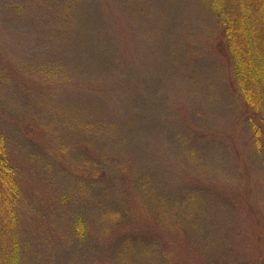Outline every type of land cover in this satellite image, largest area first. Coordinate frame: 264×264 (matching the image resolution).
<instances>
[{"label":"rangeland","instance_id":"1","mask_svg":"<svg viewBox=\"0 0 264 264\" xmlns=\"http://www.w3.org/2000/svg\"><path fill=\"white\" fill-rule=\"evenodd\" d=\"M116 2L0 0V68L5 73H43L48 79L42 84L44 97L55 93L57 104H70V108L77 106L74 102L81 106V99L96 100L92 108L99 101L106 114L121 120V127L113 131L121 139L111 138L98 146L95 141V157L88 152L104 173L95 179V203L82 206L67 199L61 210L52 208L64 216L59 224L67 225L72 215L83 217L84 235L75 242L63 239L64 245L53 249L40 246L45 227L34 218L48 215L47 208L51 213V204L42 201L44 168L34 167L29 159V164L21 157L12 160L22 172L23 200L9 224L13 243L0 222V251L14 249L19 264H264V165L257 164V160L264 163V120L262 150L257 155L245 121L248 113L230 87L231 63L215 55L220 34L214 20L215 1L152 0L151 24L139 19L142 14L118 13ZM69 13L76 16L70 22L85 35L67 40L66 31L73 27ZM172 17L179 20L174 22ZM166 30L177 40H169L168 49L163 46L154 52L167 53V61L175 67L172 73H150V80L136 81L135 75L148 73H107L98 52L96 59L95 52L89 54V61L83 57L97 39H110L107 48L114 43L121 60L137 66L141 47L147 53L150 37L159 33L161 37ZM158 39L154 41L159 47ZM112 52L108 49L103 61ZM55 65L59 70H52ZM3 87L13 94L14 103L9 104L14 113L25 115L24 132L17 138L24 133L38 148L55 147L52 136L44 135L48 131L43 117L30 114L38 95L33 93L35 98L22 102L21 86ZM157 90L169 97L167 104H162L163 98L154 99ZM97 115L91 110L85 120L97 121ZM66 132V138L75 140L70 156L84 162L80 147L86 141L82 143L75 131ZM189 133L195 138L186 136ZM140 163L145 170L137 173ZM120 178L130 179L126 196L118 192L125 188ZM138 181H153L157 189L159 185L163 192L158 200L139 199L133 187H138ZM55 183L65 190L73 188L60 177ZM123 242L124 248L129 245L125 252Z\"/></svg>","mask_w":264,"mask_h":264},{"label":"trees","instance_id":"2","mask_svg":"<svg viewBox=\"0 0 264 264\" xmlns=\"http://www.w3.org/2000/svg\"><path fill=\"white\" fill-rule=\"evenodd\" d=\"M150 1L152 0H117V12L124 11L126 13H131L132 11L133 13L142 14L139 19L141 21L147 20L151 24V19L155 16V12L154 8L149 3ZM214 1L216 4L215 10H213L214 20L217 23V30H220L219 43L216 46L215 55L224 59L227 58L231 63L232 84H230V87L234 95L239 99L238 102L242 105V108H244L243 112L248 113V117L245 121L248 129L252 131V137L254 143H256L255 153L258 155L262 150L260 137L263 135L261 124L264 120V0ZM67 19L69 22L70 20L75 21L76 16L75 14L72 15L69 13ZM173 20L176 22L179 19L173 18ZM70 24L73 25L72 22H70ZM149 30H152V28L150 27ZM84 33L85 31L75 24V26H69V29H67L66 38L68 40V38H72L76 35L81 37L85 35ZM214 33L212 34L213 39H215ZM159 34H157L158 36L150 37L147 43V53H144L145 47H141L142 55L136 60L137 66H132L128 59L121 60L118 51L114 47V43L111 44V48H107L108 41H111L110 39L101 41L97 39L96 42L90 45V49H86L88 53H86L87 55L83 54V57L89 61V54L95 52L94 59H96L97 57L95 54L98 52L97 55L101 57L100 60L106 63L105 66L109 69L107 73H148L147 75L144 74V76L135 75V80H150L148 78L150 73H153L154 76L155 73H172L175 68L170 61H167V53H165V56H163V53L156 55L154 49L159 50L163 46L168 49L171 46L168 41L177 40V38L167 30L162 32L161 37ZM86 37H88V35ZM158 37L160 38L158 39ZM212 37L208 36L207 38ZM220 37L222 39L221 41ZM89 38H87V40ZM154 38H156V40L158 39L159 42H157L159 47L156 46ZM223 41L226 47L223 46ZM94 47L95 49L92 51ZM108 49H112L114 52L104 59L106 60L105 62L103 58ZM149 50L151 52H149ZM174 59H177L179 62L178 58ZM176 65L178 66L179 64ZM57 69L59 70L58 65H55L52 70L56 71ZM25 74L27 75L23 73H5L0 68V89L2 90L0 91V222H2V225L5 224L4 226L1 225V228L8 233L7 235L10 236L13 243L15 236H12L14 232L11 230L9 224L15 219L17 205L22 203L23 190L21 187L22 183L20 182L22 172L19 170L18 166L13 165L12 160H15V157L17 159L21 157L24 164H29L27 162V159H29L34 167L44 168L42 170L43 174H45L43 178V183L45 185L42 189V195L44 196L42 201H45V204L48 202L51 204V213L47 208L49 212L48 215L38 214L34 219L39 220V223H41L40 226L45 227L43 244H40V246L46 245L53 249L52 247H55L57 244L63 246V239H70L75 242L83 237L86 227L85 220L81 215L69 216L70 221L67 225L65 222L59 224V222L63 221L64 216L52 208L56 206L61 210V204L66 202L67 199L70 201L74 200L82 206L93 204L96 194V185H94L95 179L99 178L104 173L100 172V167H96V162L98 160L93 162L88 152L92 151L93 153L91 156L95 157V151H93L92 147L96 142L98 146V143H109L111 138L112 140L117 138L121 139V136H115L113 133L114 129L121 127V120L120 118L116 119V115L106 114L101 108L99 101H97L98 107L95 109L92 108L96 100L81 99V106H78L80 102H74V105L77 106L71 108L70 104L68 106H61L57 104V94L49 92L48 94L50 97H44L45 94L43 92H45V87L42 86V84H46L45 81L48 79L43 76V73ZM50 74L55 77V74L60 73ZM160 78H162L160 75L155 77L158 81ZM14 83L22 87V102H28L31 97L35 98L32 95L33 93L38 95L37 99L39 101L37 104H31L32 106H30V109H32V113L30 114L43 117L41 119L45 123V128L48 131V133L45 132L44 135L52 136V144L55 147L51 149L38 148L32 141L23 137L24 133L22 134L23 136L17 138L19 134L24 132L22 130V118L25 115L14 113L13 107L9 104V101L14 103L12 101L14 99L12 97L13 94H7L9 91L4 90L3 87L4 85L11 87ZM30 85H33L34 88L32 89ZM142 85L143 84H141V86ZM157 93L154 99L157 97L163 98L164 102L162 104H167L169 97L166 93L159 92L158 95ZM49 101H51V104H49ZM1 106H3L2 109ZM91 110L98 112L97 116H100V118L97 119V121L87 122L85 120L86 117H88L87 112ZM138 111L142 113L141 109H138ZM48 114H51V116ZM253 114L258 116L259 122H255L256 119ZM128 116L129 113H127L125 118ZM136 119L138 118L136 117ZM130 121H134V117H132ZM35 124L37 123L35 122ZM37 126L41 129L40 125ZM136 129L137 127L131 129V131L135 132ZM66 131H75L78 133L77 138H79L82 143L86 141V145L84 144L80 147L81 150L84 151V162L78 161L70 156L69 148L74 145L75 140L71 141L69 138H66L68 136ZM186 136L190 138L194 137L191 136L190 133L186 134ZM24 151L28 152L29 156L25 154ZM257 161V164L259 163L260 166L264 165V163H261L259 160ZM138 166L139 168H136V172L145 170L142 163ZM56 177H60L64 183L71 182L73 188L70 190H65L61 187L58 188L55 183ZM120 179L125 188H119L118 192L122 190L121 193L126 196V193H128L126 185L130 183V179ZM137 186L138 187L134 185L133 187L135 188L134 193L139 196V199L149 197L150 199L156 198L158 200L159 194L163 192L159 190V185L157 189L153 181H151V183L138 181ZM129 206L131 207L130 204ZM59 225L63 226V229H57ZM128 230L131 231L129 227ZM124 244L125 242H123V249L125 252L129 245H125L124 248ZM137 247L138 246H133L132 248ZM17 256L18 254L14 252V249L11 251V247H7L0 251V262L1 264H19V259L18 261L16 260ZM215 263L216 262L212 264Z\"/></svg>","mask_w":264,"mask_h":264}]
</instances>
